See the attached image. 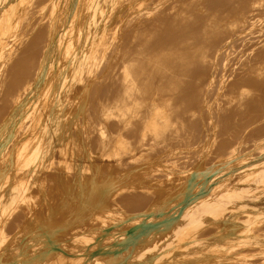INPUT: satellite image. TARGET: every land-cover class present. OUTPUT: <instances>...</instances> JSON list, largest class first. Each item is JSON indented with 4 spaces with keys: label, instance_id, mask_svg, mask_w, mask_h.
Listing matches in <instances>:
<instances>
[{
    "label": "bare ground",
    "instance_id": "bare-ground-1",
    "mask_svg": "<svg viewBox=\"0 0 264 264\" xmlns=\"http://www.w3.org/2000/svg\"><path fill=\"white\" fill-rule=\"evenodd\" d=\"M110 1L49 0L35 12L39 16L46 13L49 19L48 41L29 84L19 89L16 103L23 104L20 112L16 114L12 107L0 125L3 134L10 120L16 119L18 128L11 132L24 134L6 154L0 147V156H4L0 165L10 164L9 155H13L15 171L21 175L31 166L34 183L10 190L7 175L0 185V264H221L222 260L264 264V204L256 201L264 197V154L254 160L240 155L224 158L222 173V165L207 168L206 158H200L177 177L171 171L163 172L164 179L144 176L149 169L171 167L172 156L187 149L177 141L183 139L190 119L210 121L228 116L237 123L249 115L246 121L250 117V121H258L257 108L263 104L260 90L264 94V0H171L170 28H160L166 37L155 35L162 47L155 45L145 58L130 56L135 43L123 52L127 92L143 91L148 80L143 72L153 73L143 98L151 105L150 111L145 114L134 98L125 97L124 101L136 103L124 105L127 131L134 138L106 139L104 135L110 132L99 128L104 146L87 162L92 151L86 127L88 89L98 78L95 73L108 69L109 50L120 40L124 23L119 0L116 5H109ZM149 1L154 3L153 13L164 12L168 0H128L123 5L129 7L126 21ZM24 15L19 0H0L1 87L7 81L5 67L28 37L21 29ZM167 16L163 22L169 21ZM96 21L100 34L95 43L92 30ZM54 39L59 41L57 47L52 46ZM76 52L82 53V62L69 59ZM250 87L256 89L255 94L242 93ZM227 89L233 94L228 92L227 105L217 111L215 106L222 104ZM60 113L63 119L55 120ZM26 116L30 117L29 127L19 131ZM142 116L148 124L138 122ZM260 118L264 119V113ZM52 128L58 137H50ZM182 130L186 131L180 133ZM200 149H207V144ZM55 150L57 157L53 156ZM131 150L139 155L153 150L157 155L137 162L143 164L142 170L135 165L122 174L115 169L100 177L104 157L112 161ZM40 152L49 156L41 158ZM81 157L82 170L76 164ZM71 164L76 169L74 180L66 170ZM52 166L59 173L50 190L47 180ZM140 188L158 190L160 195L144 207L134 208L140 212L123 209L117 197ZM19 207H24L19 213L22 219L13 220L16 227L8 231ZM210 225L220 237L202 232ZM229 229L236 233L228 234Z\"/></svg>",
    "mask_w": 264,
    "mask_h": 264
},
{
    "label": "rangeland",
    "instance_id": "rangeland-1",
    "mask_svg": "<svg viewBox=\"0 0 264 264\" xmlns=\"http://www.w3.org/2000/svg\"><path fill=\"white\" fill-rule=\"evenodd\" d=\"M48 1L49 0H19V4L21 5V7L25 8V15L22 18L21 29H24L26 31L28 37L20 46V52L5 67L7 81L4 83L3 87L0 86V125L3 124L4 120H6L7 114L12 107H15L16 114L17 112H20L23 104L16 103V98L19 95V89L24 90V88L29 84L30 80L33 77V74L36 71V62L42 55L44 47H46V43L48 41V32L50 29L49 19L46 16V13H44L42 16H39L36 15L35 12L39 11V8L46 5ZM99 1L102 2V0ZM127 1L128 0H119L121 4L120 8L122 10L121 16L124 20V23H122L123 27L120 33V40L116 44H113L109 50V60L107 62L108 69H102L100 72L95 73L98 78L88 89L90 100L88 102V108L86 112L88 118L86 127L88 128L87 136L89 137V145L92 151L88 153V158L86 159L87 162H91L93 153H97V151L102 149V147L104 146V141L102 140L103 136L98 131L99 128L102 127L110 132L104 135V138L106 139H117L127 135H129V137H133L134 133L127 131L128 125L127 121L125 122V120L127 119V107L134 106L137 103L139 107L143 106L142 108L144 109L145 114L150 111L151 105L148 104L147 101L143 100V98H146L145 96L148 94V91H145L146 88L151 87L150 84L153 80L151 76H153V73H151L152 71L143 72V75L148 77V80L143 83V91H138L136 93L129 91L127 92V87L125 86V69L123 68V64L126 63V55L123 54V52L125 48H128V45H130L131 43H135L134 55L132 54L130 56L145 58L149 56L148 51H151L155 45L157 46V48H161L162 45L157 44L155 41V35L156 33H158L160 38L166 37V32H162L160 28L166 29L167 25H169L170 28V21H172L173 18L170 13L172 12L174 2L168 0L165 3L166 9H164V12H160L159 10L153 13H151V11L154 10V3L152 1L146 2L143 10H140L141 12H138V14L135 13V15H131L132 18L130 22H127L126 12L129 7L123 6L125 2L127 3ZM114 2L115 0H111L109 2V5H116L117 2L115 4ZM117 10L118 9L116 7V11ZM164 16H167V18L170 16L169 21L163 22ZM152 17H156V19ZM159 17H161V19L158 21ZM140 19L141 21H143V24H141V22L139 23ZM97 22L98 21H96V24H94L95 26L92 30V37L95 43L98 42L100 34V29ZM138 24L140 26L139 29ZM140 31H144V33L150 32V34L148 37H143V33V35L140 37ZM133 38H135V41L133 40ZM54 40L55 42L54 44H52V46L57 47V45H59V41L58 39ZM71 57H73L76 62H82V53L80 52H76L74 55H71L69 59H71ZM65 64H67V62H65ZM131 84L132 86H136L135 79H132ZM247 91H252L255 94L256 89L250 87L246 89V91H242V93H246ZM29 92L30 91H28V95ZM228 92H230V89H227L224 93H222L223 102L222 104L215 106L217 108V111L219 107L222 108L227 105L225 99L229 98ZM30 93L32 95L33 90ZM24 94L26 93H23V95ZM230 94H233V92L231 91ZM30 96H28L27 98H30ZM127 96L129 99L134 98L137 102L134 104L124 101V98ZM260 98V101L263 102V104L259 105V107L257 108L258 121H250L252 120L251 117L246 121L245 119L249 115L243 120H237V123L231 122V118L228 116L224 118L215 117L214 120L210 121L206 119L202 120L200 118L190 119L187 124V131H180V133L186 131L182 135L183 139L177 141L183 147H187V149L183 152L179 151L172 156V159H174V161H170L171 167L167 166L164 169H159L157 171L149 169V173H144V176L164 179L165 175L163 172L171 171L173 173L172 177H177L180 176L179 172L197 165L200 158H206L204 164L207 168L222 165L219 169V172L222 173L223 169L226 168L225 164H222L224 158L231 157L233 155H240L246 156L248 160H254L255 158L263 155L264 145L263 147H258V144H264V119L260 118L264 113V94L262 90H260ZM127 103L131 104H128L127 107L124 108V105H126ZM27 105L28 103L26 104L25 108L27 107ZM253 107L254 106L252 104V111L254 110ZM56 108L57 107H52L53 110ZM60 111L64 113V109H61ZM226 112L230 114V111H225L224 113ZM260 112L261 115L258 116ZM63 113L58 114L55 120L63 119ZM203 114H205L204 109ZM20 119H22V117H20ZM29 122L30 117L26 116L24 118V123L21 126L22 128L19 129V131H24L25 129H27L29 127ZM104 122L106 123V125H104ZM138 122H146L148 124V119L145 116H142L138 118ZM15 124L16 119H11L10 123L5 126V132L3 134H0V147L5 148V150L2 151V154H6L7 148H9L13 144L16 138H20L24 135L19 134L18 132H11V130H15L18 128V126ZM146 127L147 125L145 126V128ZM72 130L74 131V128H72ZM49 135L52 138L58 137L55 128H52ZM150 138L151 146L154 147L155 142L153 140V137ZM115 141L116 140H113L112 142ZM205 143L207 144V149L201 150L200 146ZM41 152V158H46L47 156H49V154L43 155V153ZM152 154L157 155V152L153 150L146 152L143 151V153L139 155L138 153H134L133 150H131L126 153H121L118 158H115L112 161H109L108 157H104L103 163L101 165V170L99 171V174L101 173L100 177L104 178L108 173H113L115 169L120 170L122 174L125 168L139 166L140 164L136 165L137 162ZM53 156H58L57 150L54 151ZM3 157L4 156H0V161L1 159H3ZM9 158L11 159L10 164L0 165V185L4 184L3 178L7 175H9L11 178V180L7 183L10 190L14 188L15 190H21L22 187L33 184L34 181H32L30 177L31 166H29V168H27L20 175L15 171V168L17 166L14 164L15 160L13 155H9ZM56 160L57 158L55 159V161ZM76 164L79 165L80 170H82L85 167L84 158L81 157L80 161L76 162ZM72 165L73 164H71V166L66 169L67 175L70 180H74L76 174V169L75 167L73 168ZM142 165H140L138 169L142 170L144 168ZM58 169L59 168L57 166H52L51 171L48 174L47 185L50 190H52V188L57 184L56 174L59 173L57 172ZM192 170L193 168L190 171ZM259 175L255 176L254 179L257 180L259 178ZM123 184L124 186H126L125 178L123 179ZM167 186H169V184ZM159 195L160 193L158 192V190L154 189L140 188L137 189L136 192H133L129 189L127 191H123L117 197V201L121 204L123 209L131 210L139 207L142 208L143 205L145 206L147 203L156 200ZM251 199L252 201H255L253 197ZM53 200H56V198L54 197ZM49 201L52 202V199L49 198ZM256 201L260 202L261 205H263L264 197ZM18 209L19 212L15 213V215L11 218L12 221L10 220L11 222L9 221L7 225L8 231L13 230L16 227V223H14L13 220H17L18 222L22 219V217L19 216V213L24 210V207H19ZM132 211L140 212L141 210L138 211L134 209ZM261 228V230L264 231V221L261 223ZM202 232L204 234H213L212 236L215 238L221 236V234H217L215 226L212 225L208 226ZM227 233L230 235L235 234L236 230L229 229ZM253 259H255V257ZM221 264L246 263L239 261L222 260Z\"/></svg>",
    "mask_w": 264,
    "mask_h": 264
}]
</instances>
